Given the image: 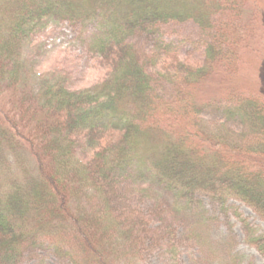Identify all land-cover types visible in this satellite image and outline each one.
<instances>
[{
  "label": "trees",
  "instance_id": "1",
  "mask_svg": "<svg viewBox=\"0 0 264 264\" xmlns=\"http://www.w3.org/2000/svg\"><path fill=\"white\" fill-rule=\"evenodd\" d=\"M249 2L0 0V264H25L70 227L82 243L75 264H147L151 253L184 264L188 246L197 264H254L234 221L217 231L221 215L197 207L206 195L228 211L235 196L264 216V95L239 83L260 30ZM189 20L208 30L205 63L142 44ZM67 24L82 44L63 53L84 46L103 60L96 83L75 78L68 57L44 68ZM216 74L232 84L210 100ZM240 217L264 254V232Z\"/></svg>",
  "mask_w": 264,
  "mask_h": 264
},
{
  "label": "rangeland",
  "instance_id": "2",
  "mask_svg": "<svg viewBox=\"0 0 264 264\" xmlns=\"http://www.w3.org/2000/svg\"><path fill=\"white\" fill-rule=\"evenodd\" d=\"M245 14L249 19L257 18L260 30L257 31V35L252 34L251 36L253 45L256 47L244 51V58L246 61L245 63L243 62L239 83L242 85V88L246 90H260L264 95V26L262 24L264 21V0H250ZM69 26L70 25L67 24L65 27V30L69 34L64 32L58 40H56V38L52 39V49L54 47L56 48L49 52L50 55H52V61H50L51 64L45 63L44 68H48L49 65L57 63L60 60L59 57H68L73 59L71 60L73 63L72 66L76 67L75 78L82 77V84L85 86L96 83L105 75L102 68L103 60L91 55L84 46L75 47L79 48V51L73 54L63 53L65 50L67 51L69 48L68 46L72 45L74 42L75 45L82 44L80 39L78 43L75 41L78 34H80V29L78 31ZM162 30L163 33L162 35H159V37H145L141 39L142 44L149 49L150 53H154L156 45H161L166 42L165 45L170 43L174 44V52L180 54V60H186L191 63L195 62V64L200 65L205 63V60L208 58V55L205 54L207 49L205 41L208 39V30L206 27L198 23L196 20L173 21L162 25ZM55 40L58 42H54ZM164 58H166L165 60L177 59L166 56ZM224 74L228 77L226 72H224ZM216 75L220 77L216 76L214 78L206 93H209V95L211 94L210 100L218 97V95H225L228 87L232 84L230 82L226 84L222 75ZM166 88L171 90L172 86L167 83ZM208 114L212 120L219 121L222 120V117L224 116V110L214 106L209 110ZM28 160L31 164L35 163L31 155H29ZM164 188L165 187L163 186V189ZM168 196L172 201L178 199V196L175 193H168ZM202 197L204 198V203H198L197 207L199 210L208 209V214L213 217L221 215L220 218L214 221V224L216 225L215 229L217 231L222 229L224 231H229V218L232 219L236 225L235 228L240 235L239 250L250 255V263L264 264V254L256 245H253L246 240L247 231L245 222L240 215L243 214L245 217L250 218L251 221L259 227L261 232H264V216H262L253 206L239 197L233 196L231 198L229 203L231 207L228 211L224 210L220 204L215 205L211 197H207L206 195H202ZM150 203V205H154L155 200H152ZM191 213H193L191 216L196 218L198 211L192 210L189 214ZM187 221L186 225L187 223H190V221ZM81 247L82 243L77 230L70 227L63 230L61 233L45 237L43 243L34 248L32 251L33 257H30L25 264H75L74 256L82 252ZM194 247L195 246H193L191 250H188L190 246L186 248L184 264H197L195 260L197 259L195 251L197 252L198 249ZM145 262L147 264H168L166 259L158 253L148 254Z\"/></svg>",
  "mask_w": 264,
  "mask_h": 264
}]
</instances>
